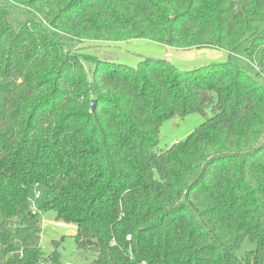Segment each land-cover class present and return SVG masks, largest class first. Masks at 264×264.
Listing matches in <instances>:
<instances>
[{
    "label": "trees",
    "instance_id": "16d2710c",
    "mask_svg": "<svg viewBox=\"0 0 264 264\" xmlns=\"http://www.w3.org/2000/svg\"><path fill=\"white\" fill-rule=\"evenodd\" d=\"M138 39L229 59L89 52ZM260 77L264 0H0V264H64L40 245L48 211L76 225L83 264H264ZM192 113L204 122L158 152L162 124Z\"/></svg>",
    "mask_w": 264,
    "mask_h": 264
},
{
    "label": "rangeland",
    "instance_id": "374dc122",
    "mask_svg": "<svg viewBox=\"0 0 264 264\" xmlns=\"http://www.w3.org/2000/svg\"><path fill=\"white\" fill-rule=\"evenodd\" d=\"M89 52L96 53L101 59L134 67L144 58H164L184 71L195 70L210 64L224 63L229 59L226 51L216 48L180 50L146 39L123 42L112 46H100L96 47V50H89ZM231 59L234 63L245 67L250 72L256 73V67L247 56L244 48L232 55ZM89 66L87 64L90 69ZM260 81L264 84L263 77H260ZM208 115H211L210 110H208ZM204 120L203 115L192 113L183 118L175 117L165 121L160 130L158 152L164 151L175 143L186 139ZM40 192L41 196L38 199L35 198L37 188H34L31 192V200L35 208H39L49 198L46 188H42ZM42 220L43 232L40 245L45 256H49L55 251L54 242H58L57 248L62 262L83 264L93 260V255H88L87 259L80 256V251L74 238L77 232L76 225L58 221L55 218L54 211L44 213ZM247 246L246 244L244 248H247Z\"/></svg>",
    "mask_w": 264,
    "mask_h": 264
},
{
    "label": "built area",
    "instance_id": "2783aa9c",
    "mask_svg": "<svg viewBox=\"0 0 264 264\" xmlns=\"http://www.w3.org/2000/svg\"><path fill=\"white\" fill-rule=\"evenodd\" d=\"M41 193L39 191H37L35 198L38 199L40 197ZM33 213L36 214L37 213V208H35L34 204H33ZM42 264H47V263H42ZM64 264H70L69 262H64Z\"/></svg>",
    "mask_w": 264,
    "mask_h": 264
},
{
    "label": "water",
    "instance_id": "95a60500",
    "mask_svg": "<svg viewBox=\"0 0 264 264\" xmlns=\"http://www.w3.org/2000/svg\"><path fill=\"white\" fill-rule=\"evenodd\" d=\"M92 108H93V110H95V108H96V100L93 101ZM41 188H42V186H38V187H37V189H39V190H40Z\"/></svg>",
    "mask_w": 264,
    "mask_h": 264
}]
</instances>
